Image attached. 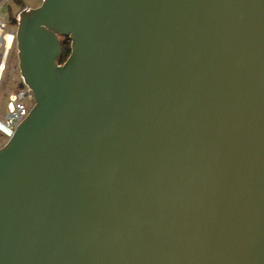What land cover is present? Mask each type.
Returning <instances> with one entry per match:
<instances>
[{"label": "water", "instance_id": "1", "mask_svg": "<svg viewBox=\"0 0 264 264\" xmlns=\"http://www.w3.org/2000/svg\"><path fill=\"white\" fill-rule=\"evenodd\" d=\"M15 40L0 264H264V0H42Z\"/></svg>", "mask_w": 264, "mask_h": 264}, {"label": "built area", "instance_id": "2", "mask_svg": "<svg viewBox=\"0 0 264 264\" xmlns=\"http://www.w3.org/2000/svg\"><path fill=\"white\" fill-rule=\"evenodd\" d=\"M11 1L12 0H0V70L3 69V74L6 71L9 53L15 41V31L9 29L5 17L2 14L3 7ZM10 38L12 45L8 48V41ZM2 63H4L3 68ZM34 104L33 92L26 87L23 89L19 88L16 93H12L8 96V112L5 120L1 122L4 124L6 130L0 132L7 140L13 136L19 124L28 116Z\"/></svg>", "mask_w": 264, "mask_h": 264}, {"label": "rangeland", "instance_id": "3", "mask_svg": "<svg viewBox=\"0 0 264 264\" xmlns=\"http://www.w3.org/2000/svg\"><path fill=\"white\" fill-rule=\"evenodd\" d=\"M30 6L31 8H36L41 5L42 0H20ZM13 7L12 3L6 4L2 9V14L7 16L10 8ZM15 32L17 28L13 29ZM22 83L20 70H19V61L16 48V40L13 43V46L10 50L9 57L7 60L6 71L3 74V78L0 84V122L5 120L8 104V96L12 93H16ZM8 140L0 133V148H2Z\"/></svg>", "mask_w": 264, "mask_h": 264}, {"label": "flooded vegetation", "instance_id": "4", "mask_svg": "<svg viewBox=\"0 0 264 264\" xmlns=\"http://www.w3.org/2000/svg\"><path fill=\"white\" fill-rule=\"evenodd\" d=\"M10 3H12V6L7 14L5 16V20L7 22V25L9 29L13 30L17 28V16L18 14L24 10L25 8H31L30 6L20 0H12ZM33 8V7H32Z\"/></svg>", "mask_w": 264, "mask_h": 264}, {"label": "trees", "instance_id": "5", "mask_svg": "<svg viewBox=\"0 0 264 264\" xmlns=\"http://www.w3.org/2000/svg\"><path fill=\"white\" fill-rule=\"evenodd\" d=\"M61 45H62V54L59 58V63L63 64L69 58L71 54V40L68 37L61 38Z\"/></svg>", "mask_w": 264, "mask_h": 264}, {"label": "bare ground", "instance_id": "6", "mask_svg": "<svg viewBox=\"0 0 264 264\" xmlns=\"http://www.w3.org/2000/svg\"><path fill=\"white\" fill-rule=\"evenodd\" d=\"M11 45H12V41L10 38L8 41V48H10ZM3 65H4V63H2V68H3ZM2 77H3V69L0 70V81H1ZM5 130H6V128H5L4 124L0 122V132H3Z\"/></svg>", "mask_w": 264, "mask_h": 264}]
</instances>
